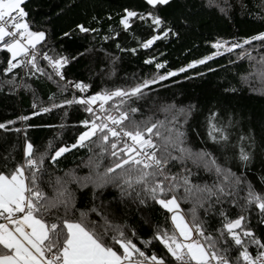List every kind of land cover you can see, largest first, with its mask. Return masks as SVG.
Wrapping results in <instances>:
<instances>
[{"label":"snow or ice","instance_id":"1","mask_svg":"<svg viewBox=\"0 0 264 264\" xmlns=\"http://www.w3.org/2000/svg\"><path fill=\"white\" fill-rule=\"evenodd\" d=\"M145 2L151 11L141 13L125 8L120 24L127 31L134 19L142 22L151 20V26L160 29V34L140 43V47L148 49L161 36L167 38L173 33L171 28L162 27L164 20L155 11L158 6L169 4L170 0ZM25 4L26 0H0V51L9 54L3 72L6 76L13 74L11 79L0 84V89L4 85L12 89L20 87L17 83L19 73H14V70L23 69L26 77H57V85L62 92L71 86L79 93H88L91 84L73 82L65 76V67L77 57L41 52L47 33L33 30ZM77 31L88 34L98 33L99 29L79 23L73 31L63 35L71 38ZM111 38L114 37H103L104 40ZM254 41L264 46V32L242 41L217 40L212 44L215 50L212 53L179 69L168 70L166 74L143 79L131 87L104 88L91 95H74L59 104L53 95L49 97L52 101L50 107H41L31 116H19L18 120L27 122L32 116L75 104L82 106L90 118L80 121L84 131L80 132L76 142L55 149L54 154L49 152L51 142L41 152L25 136L23 162L8 171H0V264H167L165 257L155 253L149 255L142 250L126 231L128 229L135 237L136 230L127 224L113 223L110 219L112 213L93 206L87 212L80 211L78 218H73L77 212L76 196L69 188L73 183L78 190L91 188L93 200L97 191L116 187L120 190L121 199L133 200L138 209L149 207L151 201L166 210L170 214L172 229H158L152 239L163 245L173 264H264V234L257 235L249 222L254 208L258 210L259 223L264 225V190L257 191L250 181L224 166L213 153L188 146L180 119L186 123L194 106L190 105L187 110L176 109L175 105L163 106L160 111L165 114V120L154 115L137 119L140 108L131 106L133 100L146 98V90L151 85L186 73L198 65H206L215 57L237 49L241 50L239 59L247 57L254 62L249 78L256 76L264 81V56L253 57L252 52L244 47ZM116 47L119 49L120 45ZM130 51L134 53L136 49ZM41 58L47 61L51 73L41 67ZM145 63L152 64L153 59ZM155 67L162 69L165 64L156 63ZM209 71L214 69L209 68ZM197 75L202 76L203 73ZM185 79L192 77L186 76ZM61 81L65 83L60 84ZM24 87L28 85L24 84ZM226 91L236 92L237 89ZM32 107H37L35 101ZM15 123L16 120L0 123V130L20 133L21 128H9ZM207 126L208 137L227 151L231 120L222 124L219 113L211 112ZM255 146L254 134L239 137L236 159L245 167L255 158ZM78 147H87L93 153L87 163L88 174L66 173L64 178L57 177L54 184L49 179L47 183L54 191L48 195L42 187L48 174L44 167L46 158L55 164L58 158ZM106 157L111 161L108 166L104 165ZM174 166H178L179 171H172ZM193 168L214 174L212 184L194 183ZM241 192L246 194L240 197ZM181 201L191 203L187 213L181 208ZM225 202L239 208L235 218L223 209ZM200 210L205 214L218 211L220 227L210 231L207 221L200 216ZM89 213H95L99 220H91ZM145 223H150V219L145 218ZM150 243L151 240L143 241L144 245Z\"/></svg>","mask_w":264,"mask_h":264},{"label":"trees","instance_id":"2","mask_svg":"<svg viewBox=\"0 0 264 264\" xmlns=\"http://www.w3.org/2000/svg\"><path fill=\"white\" fill-rule=\"evenodd\" d=\"M125 8L141 13L152 10L145 0H27L25 4L33 30L47 33L41 52L77 57L65 67L64 72L67 77L91 84L90 94L104 88L131 87L143 79L184 67L192 60L215 51L211 44L215 38L229 42L242 41L243 38L264 32V0H170L169 4L158 6L155 11L164 20L162 27L171 28L173 34L167 38L161 36L150 48L144 49L140 43L152 35H159L160 29L151 26V20L142 22L134 19L131 28L125 31L120 24ZM222 8L224 11H221ZM79 23L97 28L99 32L83 34L77 31L71 38H65L63 34L73 31ZM105 36L114 38L104 40ZM117 44L120 45L119 49ZM244 47L252 52L253 57L264 56V46L258 41ZM133 48L136 49L134 53L130 51ZM240 51L237 49L217 56L206 65H198L186 73L151 85L146 90V98L133 100L131 106L140 108L137 119L154 115L157 119L165 120L161 107L175 105L176 109L187 110L193 105L187 122L180 119L188 146L213 153L224 166L230 167L237 175H243L257 191H261L264 190V81L256 76L249 78L254 62L247 57L239 59ZM80 53L84 55L80 56ZM8 55L6 51H0V84L13 75L6 76L3 72ZM149 59H153L152 64L145 63ZM156 63H164L165 67L157 69ZM40 64L51 73L42 58ZM209 68L214 71H209ZM16 72L19 73L17 83L20 87L12 89L4 85L0 89V123L16 120L9 128H21L22 131L0 130V171H8L23 162L25 136L41 152L51 142L52 149L49 152L54 154L55 149L75 143L80 132L84 131L80 121L90 118L82 106L74 104L32 116L27 122L18 120L19 116H31L33 111L38 112L41 107H50V96L55 95V102L59 104L77 94L69 88L62 92L55 76L52 79L47 76L26 77L25 70H14ZM186 76L192 79H185ZM24 84L28 87H24ZM232 88L237 91H226ZM34 101L37 104L35 109L32 107ZM211 112L219 113V122L222 124H228L229 120L232 122L227 151L208 137L207 119ZM249 134L255 135V158L245 167L236 159V155L239 137ZM91 155L93 153L87 147H78L58 158L55 164L46 158L44 167L50 176L46 174L44 177V191L48 195L53 194V187L47 183L49 179L54 184L57 177L64 178L66 173L87 175V163ZM110 162V158L104 159L105 166ZM172 171H179L178 166H174ZM193 174V182L201 185H210L215 179L214 174L202 169L193 168ZM69 188L76 196L77 212L73 218H78L80 211L87 212L93 206L105 213H112L110 219L113 223L127 224L136 230V236L132 237L126 229L142 250L149 255L155 253L165 257L167 264H173L163 245L152 239L158 229H172L170 214L166 210L151 201L149 207L138 209L133 200H122L120 190L116 187L97 191L95 200L91 188L78 190L74 183ZM245 194L241 192L240 197ZM191 207V203L181 201L185 213ZM223 209L231 218H235L240 211L230 202H225ZM200 216L207 221L210 231L220 227L218 211L205 214L200 210ZM89 218L99 220L95 213H89ZM145 218H149L150 223H145ZM259 219L258 210L253 208L249 222L257 235H262L264 225L259 223ZM145 240H151V243L144 245Z\"/></svg>","mask_w":264,"mask_h":264},{"label":"built area","instance_id":"3","mask_svg":"<svg viewBox=\"0 0 264 264\" xmlns=\"http://www.w3.org/2000/svg\"><path fill=\"white\" fill-rule=\"evenodd\" d=\"M47 62V61H46ZM51 69V68H50ZM52 71V70H51ZM65 76H66V74H65ZM57 78V77H56ZM66 78H67V80H70V81H73V82H78L79 80H76V79H73V78H70V77H67L66 76ZM58 79V78H57ZM62 83H65L64 81H61ZM86 83V82H85ZM69 89H71L73 92H75L76 94H77V96H80V95H91L90 94V91H88V93H79V90H77V89H75V88H73V87H71V86H69L68 87Z\"/></svg>","mask_w":264,"mask_h":264},{"label":"rangeland","instance_id":"4","mask_svg":"<svg viewBox=\"0 0 264 264\" xmlns=\"http://www.w3.org/2000/svg\"><path fill=\"white\" fill-rule=\"evenodd\" d=\"M217 40H221V39H219V38H215V39H213V40L211 41V44L215 43Z\"/></svg>","mask_w":264,"mask_h":264},{"label":"crops","instance_id":"5","mask_svg":"<svg viewBox=\"0 0 264 264\" xmlns=\"http://www.w3.org/2000/svg\"><path fill=\"white\" fill-rule=\"evenodd\" d=\"M27 1V0H26Z\"/></svg>","mask_w":264,"mask_h":264}]
</instances>
